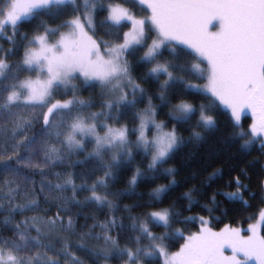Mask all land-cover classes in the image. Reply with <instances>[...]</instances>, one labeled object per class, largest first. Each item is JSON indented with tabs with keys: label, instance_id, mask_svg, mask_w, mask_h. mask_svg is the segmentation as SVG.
Here are the masks:
<instances>
[{
	"label": "snow or ice",
	"instance_id": "6c2138e0",
	"mask_svg": "<svg viewBox=\"0 0 264 264\" xmlns=\"http://www.w3.org/2000/svg\"><path fill=\"white\" fill-rule=\"evenodd\" d=\"M0 264H264V0H0Z\"/></svg>",
	"mask_w": 264,
	"mask_h": 264
},
{
	"label": "trees",
	"instance_id": "16d2710c",
	"mask_svg": "<svg viewBox=\"0 0 264 264\" xmlns=\"http://www.w3.org/2000/svg\"><path fill=\"white\" fill-rule=\"evenodd\" d=\"M227 222V221H226Z\"/></svg>",
	"mask_w": 264,
	"mask_h": 264
}]
</instances>
